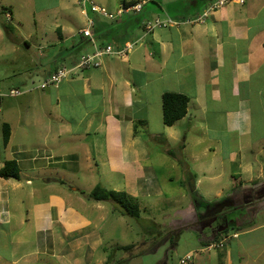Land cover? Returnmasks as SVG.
Segmentation results:
<instances>
[{
	"label": "crops",
	"instance_id": "0c3cea01",
	"mask_svg": "<svg viewBox=\"0 0 264 264\" xmlns=\"http://www.w3.org/2000/svg\"><path fill=\"white\" fill-rule=\"evenodd\" d=\"M129 1L120 0L114 7L109 0L99 5L118 10ZM183 1L153 0L146 6L154 4V8L145 6L142 13L124 14L117 20L103 18L90 7L84 13L82 7L84 23L77 33L72 26L66 30L57 26L52 44H61L60 51L32 72L15 74L26 92L5 100L0 96V170L15 160L20 171L18 178L0 176V264H116L106 242L119 244L121 237L109 234L114 222H124L123 214L118 215L115 202L94 200L85 193L110 171L106 182L111 189L125 190L137 201L148 195L155 184L146 162L153 158L156 141H179L182 127L203 120L199 113H210L207 118L213 121L218 114L215 122L224 116L232 159L242 153L250 128L260 129L264 141V0L229 2L203 23L146 31L147 20L163 15L195 18L211 4L205 0L191 9ZM89 17L94 19L92 37L82 33ZM39 29L45 32L46 27ZM68 40L71 45H63ZM134 41L126 57L105 55L99 67L74 71L58 86L39 87L60 65L74 64L82 53ZM1 87L0 83V91ZM167 91L189 96L187 114L171 126L163 120ZM244 108L252 122L240 120ZM5 123L10 127L7 144ZM187 137L181 143L183 149ZM254 172L243 171L244 182L232 177L228 198L231 207L243 209L234 222L244 230L230 234L223 232L229 224L218 223L225 209L211 218H199L193 197L206 192L199 187L198 174L185 171L190 176L184 187L193 197L177 210L181 218L174 220L181 230L192 228L196 234L195 244L186 246L185 255L205 252L204 246L229 235L209 261L264 264V218L257 221L264 213V194L248 195L257 190L264 193V171ZM224 188L218 187V196ZM105 202H112V213ZM123 233L122 228L118 236ZM130 244L135 242L127 247ZM187 264H196L194 256Z\"/></svg>",
	"mask_w": 264,
	"mask_h": 264
},
{
	"label": "rangeland",
	"instance_id": "374dc122",
	"mask_svg": "<svg viewBox=\"0 0 264 264\" xmlns=\"http://www.w3.org/2000/svg\"><path fill=\"white\" fill-rule=\"evenodd\" d=\"M78 1L80 4L76 3V0H0V83L2 84L0 92L3 95H1L2 99L4 97H7L4 100L9 99L10 88L24 90L25 87L19 81L20 76L15 75L16 73L32 72L43 62L46 63V59L51 54L54 55L60 51L61 44H52V38L58 35L57 26H63L65 30L72 26L74 31L78 32L79 27L84 23L81 16L82 0ZM93 1L98 4L107 2V0ZM119 1L109 0L113 7ZM200 1L198 5H196L197 0H184L182 3L188 8L196 9L201 7L205 0ZM215 1L209 0L207 5L209 3L212 5ZM151 8H154V4L146 6L147 10ZM8 13L10 16H7ZM163 16L160 17L167 18ZM155 18L150 20L153 21ZM1 21L9 22L12 30H6ZM40 25L46 27L45 32L40 31ZM46 38L48 41L45 40ZM25 40H29L32 44L28 45ZM71 43L72 40H68L63 45H71ZM72 65L67 64L66 66ZM36 83L40 81L37 79ZM208 115L210 116V113L204 115L199 113V117L201 116L203 120L199 119L198 125L191 122L182 127L179 141H171L170 144L156 141L153 158L146 162L148 171L153 172L154 189L138 200L141 207L139 218L123 214L124 222H114L115 229L109 237H121L119 244L111 242L110 239L109 244L106 242L109 255L112 254V257L117 259L116 264H178L185 255L186 246L195 244V231L192 228L181 230L180 224L174 223V220L181 218L177 210L187 205L193 197V192L184 187L190 176V174L185 175V171H194L198 174L201 180L199 187L206 192L201 193L203 197L196 195L193 197L199 218H211L215 212L225 209L218 223L222 226L229 224L227 230L230 234L244 230L234 222L236 216L240 217L243 214V209L231 207L232 202L228 198L232 192V177L238 178L239 183L247 178L242 173L243 171H255L253 174L257 171H264V141L260 139V129L250 128V133L247 135L249 142L247 140L242 153L232 159L229 153V146L232 144L226 137L229 127L225 124L224 116L215 122L218 114L215 115L214 121L210 117L207 118ZM239 118L242 121L252 122V117L246 115L245 108L240 112ZM202 123L206 126L201 127ZM185 136L188 137L185 142L186 148L183 149L181 143ZM197 138L202 140L199 142ZM104 174L100 183L111 189L112 185L106 182L110 171ZM115 175L118 177L117 173ZM181 178L183 181L180 182ZM109 181L112 179L109 178ZM218 187H225L222 196L216 193ZM261 194L264 193L257 190L248 195L252 198V195L258 197ZM222 197L225 198L221 201H214ZM105 203L108 211L112 213V202ZM238 204H243V202ZM118 207L120 209V206ZM223 215L227 219L223 218ZM262 218H264V213L260 214L257 221ZM240 219L243 220V217ZM122 228L124 233L118 236ZM244 237L245 234L242 233L241 238ZM133 241L135 244L127 247V243ZM220 248L205 252L194 250L193 256L196 264L199 259L207 261L206 264H216L212 259L209 261V256L216 255L220 252Z\"/></svg>",
	"mask_w": 264,
	"mask_h": 264
},
{
	"label": "built area",
	"instance_id": "2783aa9c",
	"mask_svg": "<svg viewBox=\"0 0 264 264\" xmlns=\"http://www.w3.org/2000/svg\"><path fill=\"white\" fill-rule=\"evenodd\" d=\"M152 0H130L127 3L120 5L119 9L116 11L110 10L108 7L99 5L93 0H82L83 12L87 13V8L100 15L103 18L108 20H117L124 14H139L143 11L145 5ZM229 2H238L244 3L245 0H216L214 4L210 5L206 10H204L200 15L195 18H186L184 20L175 19L172 17L161 18L156 17L153 21L147 20L144 24L146 31H153L158 27H168L171 25H180L182 23H193L200 22L203 23L210 16L211 11L224 6ZM7 16H10L8 13ZM94 25V19L92 17L88 18L87 26L82 29V33L85 36L92 37L91 27ZM136 42H128L123 47H116L114 45L108 44L104 47L96 48L92 52H85L79 55L77 61L70 67L66 65H60L53 73L49 75L46 79L39 84L40 88H46L49 86H58L60 85L71 73L78 70H87L91 68H96L102 65V58L105 55H117L120 57H126L127 54L134 48ZM10 96H20L25 90L11 88L8 91ZM2 93H0V96ZM3 96V95H2ZM229 235H225L224 239L220 242L213 241L208 245L204 246L202 250L207 251L214 248H219L224 246V240L228 239ZM193 260V252H189L184 255L179 264H187Z\"/></svg>",
	"mask_w": 264,
	"mask_h": 264
},
{
	"label": "trees",
	"instance_id": "16d2710c",
	"mask_svg": "<svg viewBox=\"0 0 264 264\" xmlns=\"http://www.w3.org/2000/svg\"><path fill=\"white\" fill-rule=\"evenodd\" d=\"M129 15H136V14H129ZM1 23L6 30H12V27L10 26L9 22L1 21ZM188 103H189V96L186 94L172 92V91L164 92L163 93L164 123L166 125L171 126L177 120L183 118L187 114ZM9 137H10V127L9 124L5 123L4 131H3V138L5 144H7V142L9 141ZM0 176L18 178L20 176V171L17 162L15 160L7 161L5 166L0 170ZM85 194H87L89 198L94 200H111L116 204H118L117 206H120L119 211L122 214L129 215L132 217H138V218L140 217L141 207L138 201L125 190L109 189L103 184L99 183L89 193H85ZM227 228L223 232H226Z\"/></svg>",
	"mask_w": 264,
	"mask_h": 264
}]
</instances>
